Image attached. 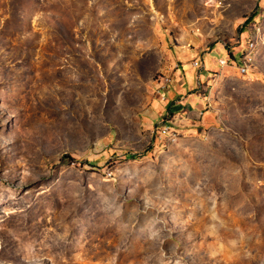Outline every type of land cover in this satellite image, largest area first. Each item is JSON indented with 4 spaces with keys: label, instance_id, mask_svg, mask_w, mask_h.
Returning a JSON list of instances; mask_svg holds the SVG:
<instances>
[{
    "label": "rangeland",
    "instance_id": "rangeland-1",
    "mask_svg": "<svg viewBox=\"0 0 264 264\" xmlns=\"http://www.w3.org/2000/svg\"><path fill=\"white\" fill-rule=\"evenodd\" d=\"M0 264H264V0H0Z\"/></svg>",
    "mask_w": 264,
    "mask_h": 264
},
{
    "label": "crops",
    "instance_id": "crops-1",
    "mask_svg": "<svg viewBox=\"0 0 264 264\" xmlns=\"http://www.w3.org/2000/svg\"><path fill=\"white\" fill-rule=\"evenodd\" d=\"M228 56H230V51H228ZM195 60L194 61H197L198 62V59L199 58H194ZM222 60V59H221ZM231 62V61H230ZM199 63V68H193L192 64L190 65L189 69L190 70H201L202 68L204 69L205 68V65H203V62L202 64ZM220 67V66H219ZM182 81H178V85H181V87L183 86V84H181ZM180 87V88H181ZM176 91V90H175ZM178 93V94H177ZM180 94V95H179ZM183 93L181 92V90L179 89L176 94H171L168 96V102L166 103V106L167 107L168 105H170V108H168V110L175 114V117L173 119H178V118H181L183 115V113L181 112L182 109L185 107V106H189L191 104V102L193 101V97H189V100L187 101V97H183ZM178 117V118H177ZM168 122V121H167ZM164 126V125H163ZM163 126L161 127V129L163 128ZM160 129V131H161ZM159 131V133H160Z\"/></svg>",
    "mask_w": 264,
    "mask_h": 264
},
{
    "label": "built area",
    "instance_id": "built-area-1",
    "mask_svg": "<svg viewBox=\"0 0 264 264\" xmlns=\"http://www.w3.org/2000/svg\"><path fill=\"white\" fill-rule=\"evenodd\" d=\"M233 56V55H232ZM231 49H230V56H229V58H227V59H222V61L223 60H230L231 61ZM231 63L233 64V65H235V67H237V71L239 72V74H243V73H245L244 72V70L241 68V63H237V62H233V61H231ZM193 68H199V63H193ZM166 90V89H165ZM165 90H164V92H165ZM164 92H162V95H164ZM168 128H172L171 126H170V123L168 122V125H167V129ZM161 135V134H160Z\"/></svg>",
    "mask_w": 264,
    "mask_h": 264
},
{
    "label": "bare ground",
    "instance_id": "bare-ground-1",
    "mask_svg": "<svg viewBox=\"0 0 264 264\" xmlns=\"http://www.w3.org/2000/svg\"><path fill=\"white\" fill-rule=\"evenodd\" d=\"M219 62V65L221 66V67H227V66H229L227 63H230L228 60H219L218 61ZM246 68V67H245ZM245 68H243V70H244V72L246 73L247 71L245 70ZM247 69V68H246ZM170 84V81L169 80H167L166 81V85H169ZM166 89V86L165 85H163V86H161V89L160 90H162V91H164ZM170 132V128H168L167 129V127H165V128H163V133H169Z\"/></svg>",
    "mask_w": 264,
    "mask_h": 264
},
{
    "label": "trees",
    "instance_id": "trees-1",
    "mask_svg": "<svg viewBox=\"0 0 264 264\" xmlns=\"http://www.w3.org/2000/svg\"><path fill=\"white\" fill-rule=\"evenodd\" d=\"M230 58H231V61L236 62L235 59H234V57L232 55H231Z\"/></svg>",
    "mask_w": 264,
    "mask_h": 264
}]
</instances>
